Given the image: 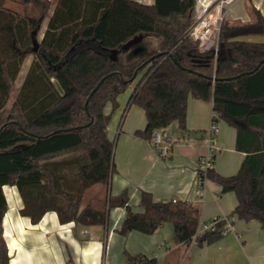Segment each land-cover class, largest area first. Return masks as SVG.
I'll return each instance as SVG.
<instances>
[{"label":"trees","instance_id":"obj_1","mask_svg":"<svg viewBox=\"0 0 264 264\" xmlns=\"http://www.w3.org/2000/svg\"><path fill=\"white\" fill-rule=\"evenodd\" d=\"M194 5L195 0H155L149 6L130 0H0V128L6 124L0 134V264H10L2 227L5 186L18 188L21 213L34 224L54 211L62 223L106 225L107 209L83 207V200L96 185L108 188L114 168L111 113L105 108L111 103L117 109L118 97L139 77L131 96L147 116L139 137L152 141L174 122L185 131L190 97L212 102L215 120L237 130L236 149L246 154L238 173L223 176L211 168L207 180L222 193H235L233 216L256 220L264 230V42L246 40L264 35V14L249 2L250 21L225 19L215 55L201 51L189 35ZM51 8L40 50L7 109L33 53V36ZM139 36H153L156 44L148 49L143 40L123 50ZM137 47L144 50L135 55ZM117 206L127 210L121 235H150L172 223L175 242L189 244L200 223L197 208L155 202L148 192L142 193L143 213L133 211L126 191L110 198L109 208ZM222 228L203 234L199 245L223 238ZM127 257V264H158L143 255Z\"/></svg>","mask_w":264,"mask_h":264},{"label":"crops","instance_id":"obj_2","mask_svg":"<svg viewBox=\"0 0 264 264\" xmlns=\"http://www.w3.org/2000/svg\"><path fill=\"white\" fill-rule=\"evenodd\" d=\"M249 2L264 14V0H235L228 7L227 18L250 21ZM52 12L53 8L43 23L41 39ZM246 40L264 42V35L246 37ZM135 83L118 97L117 109L113 110L111 103L105 108L107 114L111 113L108 137L114 143L110 184L108 188L92 187L83 200V207L107 209L106 225L62 223L54 211L47 212L34 224L21 213L24 200L18 188L5 186L7 211L2 227L10 264H127L128 255H143L158 264H264V230L256 220L247 222L232 215L238 205L235 193H222L221 188L210 181L199 193L198 164L209 154L207 132L213 119V103L190 97L187 129L183 131L177 122L172 123L165 129L170 137L156 146L137 135L146 129L147 116L141 107L131 104ZM218 126L212 168L223 176H232L238 173L246 154L236 149L237 130L222 120L218 121ZM125 191L136 213L144 212L142 193L148 192L155 202L177 200L197 208L200 221L229 217L234 231L212 244L203 245L198 241L175 242L172 223H165L150 235L139 231L121 235L119 230L127 210L120 206L109 208V200Z\"/></svg>","mask_w":264,"mask_h":264},{"label":"built area","instance_id":"obj_3","mask_svg":"<svg viewBox=\"0 0 264 264\" xmlns=\"http://www.w3.org/2000/svg\"><path fill=\"white\" fill-rule=\"evenodd\" d=\"M140 5H152L155 0H130ZM235 0H195L193 16L194 25L190 29L189 35L192 39L199 42L201 51H214V54L219 53L220 32L221 26L228 16V7L233 4ZM213 119L211 126L207 132V144L209 146V154L201 158L198 164L200 189L202 193L204 184L207 183V172L213 166L215 157L214 151L216 146V136L219 134L218 121ZM166 128H163L153 135L152 142L156 146H160L164 141L170 137L171 134L166 133ZM162 132V133H161ZM177 200H173L176 203ZM222 224V235L226 236L234 231L232 220L229 217H216L210 222L200 221L198 230L194 235L192 241H198L199 238L207 232H215L218 230V225Z\"/></svg>","mask_w":264,"mask_h":264},{"label":"rangeland","instance_id":"obj_4","mask_svg":"<svg viewBox=\"0 0 264 264\" xmlns=\"http://www.w3.org/2000/svg\"><path fill=\"white\" fill-rule=\"evenodd\" d=\"M9 8H13V9H15V10H17V11H23V9H22V7L20 6V5H18V4H15V3H13V2H9L8 3V5H7ZM43 29H44V25L42 26V30L41 31H43ZM41 31H40V33H39V35H38V37H37V39H38V41L39 42H41ZM156 44V39L153 37V36H149L147 39H145L144 41H143V47H147L148 49H151L154 45ZM34 54H36V53H32V54H30L29 55V59H28V62L30 63V62H32L33 60H34V58H35V55ZM28 62H26L24 65H23V67H22V71H21V73H20V76H19V79L17 80V82L14 84V88H13V93H12V95H11V97H10V100H9V103H8V105H7V109H10L11 108V106H12V104L14 103V101H15V99H16V97H17V93H18V91H19V88H20V85L22 86V84H23V78L24 77H26L25 75H27L26 74V72H27V69H28ZM28 73V72H27ZM140 78V77H139ZM139 78L136 80V83H135V87H136V85H137V83H138V81H139ZM25 79V78H24ZM125 93V92H124ZM123 94V93H122Z\"/></svg>","mask_w":264,"mask_h":264},{"label":"water","instance_id":"obj_5","mask_svg":"<svg viewBox=\"0 0 264 264\" xmlns=\"http://www.w3.org/2000/svg\"><path fill=\"white\" fill-rule=\"evenodd\" d=\"M193 14V13H192ZM33 49H32V52L33 53H38L39 50H40V42L38 41V39L33 36ZM144 40V37L143 36H139V37H136L134 38L133 40H131L130 42H128L124 47H123V50L127 51L129 49H131L132 47H135L137 46L138 44H140L142 41ZM144 50L143 47H137L134 51H133V54L137 55L139 54L140 52H142ZM172 56V55H170ZM116 57H117V53H114L112 58L114 60H116ZM231 79H234V78H231ZM6 127V124H4L1 128H0V134L2 133V131L4 130V128Z\"/></svg>","mask_w":264,"mask_h":264},{"label":"flooded vegetation","instance_id":"obj_6","mask_svg":"<svg viewBox=\"0 0 264 264\" xmlns=\"http://www.w3.org/2000/svg\"><path fill=\"white\" fill-rule=\"evenodd\" d=\"M138 46V45H137Z\"/></svg>","mask_w":264,"mask_h":264}]
</instances>
